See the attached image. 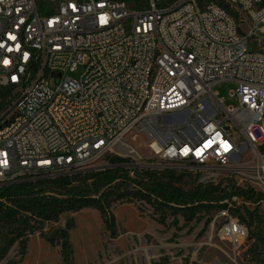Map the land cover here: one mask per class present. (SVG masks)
<instances>
[{"label": "built area", "instance_id": "built-area-1", "mask_svg": "<svg viewBox=\"0 0 264 264\" xmlns=\"http://www.w3.org/2000/svg\"><path fill=\"white\" fill-rule=\"evenodd\" d=\"M131 2L0 0V187L112 156L246 174L250 152L264 188V41L248 47L264 0ZM223 82L236 103L215 90ZM238 198L217 216L234 248L249 235L230 211Z\"/></svg>", "mask_w": 264, "mask_h": 264}, {"label": "rangeland", "instance_id": "rangeland-1", "mask_svg": "<svg viewBox=\"0 0 264 264\" xmlns=\"http://www.w3.org/2000/svg\"><path fill=\"white\" fill-rule=\"evenodd\" d=\"M263 41L264 32L257 31L248 47L253 50ZM80 71L71 75L77 77ZM235 87L234 83L223 82L215 90L227 104H233L236 101L229 98V92ZM259 150L264 154V146ZM141 154L145 156L143 162H148L150 152L141 149ZM247 159L246 174L208 175L200 169L171 167L178 172L173 184L189 190L207 182L221 186L230 183L264 192L253 171L257 158L253 160L249 152ZM104 207L106 216L115 218L112 229L107 228L105 215L95 207L66 211L57 221L45 222L43 230L49 237L66 240L67 249L62 250L60 243L50 245L36 232L29 235L24 249L18 243L13 245L0 264H264V200L254 204L239 197L232 202L231 214L249 230L238 248L218 235V205L200 207L198 217L188 221L181 212L166 209L164 222L153 217V208L147 203L123 202L110 196ZM62 231L67 232L65 239Z\"/></svg>", "mask_w": 264, "mask_h": 264}, {"label": "trees", "instance_id": "trees-1", "mask_svg": "<svg viewBox=\"0 0 264 264\" xmlns=\"http://www.w3.org/2000/svg\"><path fill=\"white\" fill-rule=\"evenodd\" d=\"M131 5L133 0H126ZM173 2L175 0H167ZM137 2V0H136ZM8 89H0V109L5 106ZM130 159L112 156L102 170H85L56 177H42L23 180L0 187V259L18 243L26 247L29 235L40 232L41 236L54 246L62 242L44 232V223L57 221L66 211H77L95 207L104 215L107 228L114 227V216H106L104 203L110 197L123 202L150 204L153 217L164 222L166 209L181 212L185 221L198 217L201 208L211 209L224 199L238 196L250 203H259L264 192L236 184H214L207 182L184 190L173 184L177 170L171 167L136 166L127 168ZM133 172V176L130 172ZM201 207V208H200ZM4 228V229H2ZM62 237L67 232L62 231Z\"/></svg>", "mask_w": 264, "mask_h": 264}, {"label": "bare ground", "instance_id": "bare-ground-1", "mask_svg": "<svg viewBox=\"0 0 264 264\" xmlns=\"http://www.w3.org/2000/svg\"><path fill=\"white\" fill-rule=\"evenodd\" d=\"M125 151H126L125 152L126 154H129V155L134 156V157H137V155L139 154V152L135 149H127Z\"/></svg>", "mask_w": 264, "mask_h": 264}, {"label": "water", "instance_id": "water-1", "mask_svg": "<svg viewBox=\"0 0 264 264\" xmlns=\"http://www.w3.org/2000/svg\"><path fill=\"white\" fill-rule=\"evenodd\" d=\"M110 166V165H109ZM125 166L126 167H130V168H132V167H136V166H140V164H138V163H128V164H125ZM91 170V169H90Z\"/></svg>", "mask_w": 264, "mask_h": 264}, {"label": "snow or ice", "instance_id": "snow-or-ice-1", "mask_svg": "<svg viewBox=\"0 0 264 264\" xmlns=\"http://www.w3.org/2000/svg\"><path fill=\"white\" fill-rule=\"evenodd\" d=\"M103 19V18H102ZM5 64H8L9 62L7 60L4 61Z\"/></svg>", "mask_w": 264, "mask_h": 264}]
</instances>
